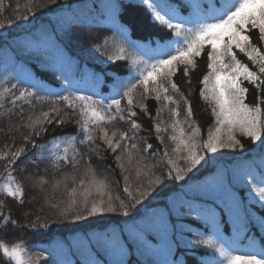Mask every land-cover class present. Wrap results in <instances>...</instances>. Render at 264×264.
Returning a JSON list of instances; mask_svg holds the SVG:
<instances>
[{
	"label": "trees",
	"instance_id": "trees-1",
	"mask_svg": "<svg viewBox=\"0 0 264 264\" xmlns=\"http://www.w3.org/2000/svg\"><path fill=\"white\" fill-rule=\"evenodd\" d=\"M108 1L112 2V8L105 0H55L54 3L33 0V16L27 13L29 0H0V23L5 25L0 28V189L9 182L10 173L13 187L19 184L24 192L22 203L19 197L14 200L0 192L3 201L0 211L11 218H0V242L9 246L21 244L27 249L24 256L30 259V264H117L121 259L124 264H159L164 259L175 264H218L220 257L215 249L196 243L202 239L238 251H259L264 247V228L260 226L264 207L252 191V185L264 176V145L259 142L253 144L237 133L244 144L243 151L204 150V160L187 172L183 181L164 179V183L149 189L148 179L154 176L136 178L138 157L148 165H155L152 168L155 176H167L168 158L177 160L180 167H187L172 151L175 145L169 137L178 134L171 127L174 120H179L178 128H183L186 136L198 129L195 139L200 142L214 131L212 101L200 95L204 89L201 82L211 71L209 49L195 58L196 67L190 68L187 76L181 67L173 77L179 91L169 87L168 95L175 104L166 102L163 95L157 101L155 93L143 94V88L138 87L133 93L132 106L136 116L129 117V105L122 98L123 93L136 77L137 67H142L133 65L132 59L152 62L177 38L154 21L142 0ZM212 2L219 7L221 0ZM156 3L178 22L197 20L195 5L200 4L207 11L209 0H156ZM25 14L29 15L28 20L18 18ZM247 34L252 44L264 52L258 30ZM120 47L125 49L126 59L109 60V55H115ZM233 50L242 63L257 70L243 53ZM59 56L72 63L70 72L61 65ZM242 86L249 89L245 100L249 105L257 103L258 95L264 98V92L258 93L247 81ZM24 90L34 95L17 99ZM63 95L73 100L74 109L60 99ZM80 95L91 96L104 105L113 98L121 99L123 112L117 113L115 107L106 111L124 119L102 125L109 135L117 132L115 139L120 148L116 152L100 139L101 133L94 124H89L93 140L85 139L79 114L82 104L75 99ZM140 103L146 111H141ZM53 105L60 109L59 113L51 111ZM189 105L191 116L187 115ZM172 109L180 115L173 117ZM42 112L50 113L51 123L45 121L35 130L26 127L30 117L43 119ZM132 121L140 126L132 128ZM157 124L167 130L157 133ZM120 133H126L127 138L121 140ZM148 144L152 145L151 149H147ZM19 148L25 151L17 158L14 154ZM125 148L133 153L132 165L127 161ZM165 151L168 158L163 155ZM118 155L122 156L121 161H117ZM89 167L98 180L105 181L113 197L119 195L129 205L133 202L123 192L125 175L129 177L133 196H137L138 188L147 190L149 195L141 204L130 206L127 217L123 216L117 200L113 201L115 213L88 216L79 194L77 205L61 214L68 205L71 189L76 187L78 193L81 191V179L88 187L90 175L86 176L85 172ZM154 211H164L168 230L163 239L159 236L149 239L153 251L145 255L133 232L142 216ZM78 212L87 218L76 220ZM112 241L123 247L122 257ZM0 264H9L2 254Z\"/></svg>",
	"mask_w": 264,
	"mask_h": 264
},
{
	"label": "snow or ice",
	"instance_id": "snow-or-ice-1",
	"mask_svg": "<svg viewBox=\"0 0 264 264\" xmlns=\"http://www.w3.org/2000/svg\"><path fill=\"white\" fill-rule=\"evenodd\" d=\"M32 2L33 0H29L26 9L27 13L34 16L35 12L31 7ZM50 2L54 3L55 0H50ZM142 3L151 12L154 21L171 30L177 39L170 41L166 46V50L162 51L159 58L152 62L136 58L132 59L131 63L133 65H142V67H137L136 77L129 82L126 91L123 93L122 98H126L129 105V117L136 116V112L132 111V106L134 105L133 93L138 87L143 88V94L155 93L157 101L163 95V99L166 102L175 104L176 101L173 100L172 96L168 95L169 87L179 91L173 77L181 67H183L184 75L187 76L189 69L196 67L195 58L201 56L207 48L209 49L207 51L208 68L211 71L201 82L204 85V89L201 90L200 95L206 100L211 99L213 105L212 113L216 118V127L214 131L209 132L206 140L200 142L195 139L199 133L198 129L194 128L191 135L186 136L184 129L178 128L179 120H174L171 127L173 133L178 132V134H173L169 137L175 145L172 151L177 154L178 159L184 161L187 167H180L178 161L168 158L169 153L165 151L163 155L165 158H168L167 163L170 165L166 177L155 176L152 173V168L155 165H148L143 162L142 157H138L136 158V178L139 180L141 175L148 176L149 174L154 176V179H148L149 189L153 185L164 183V179L183 181L185 180V174L191 172L204 160V150L209 153H216L222 148L232 150L239 148L243 151L244 144L237 138V133L248 138L253 144L259 142L261 145H264V98L258 95L257 103L249 105L245 102L249 89L242 86V82L247 81L248 84L253 85L257 89L258 93L264 92V78H262L264 77V52L252 44L251 37L247 34L251 30H258L259 40L264 41V0H221L219 7L212 0H209L207 11H203V6L200 4L195 5L199 17L197 20L180 19L178 22H174L177 18L163 11L156 3V0H142ZM18 18L28 20L29 15L25 14ZM185 24L191 26L185 27ZM3 27L5 25L0 23V28ZM234 48L243 53L257 70H251L248 65L242 63L237 58L236 52L233 50ZM124 53L125 49L120 47L117 49L116 54L109 55L108 59L113 61L126 59ZM226 58L230 59L226 62ZM25 95L33 96L34 93L27 90L21 91L17 99H22ZM60 99L69 108H75L74 102L69 96L63 95ZM75 99L79 100L82 104L79 114L82 118L81 128L86 134L85 139L88 141L93 140V136L89 133V124H94L101 133L100 139L103 140L104 144L112 152H116L120 148L119 141L115 139L117 132L113 131L109 135L108 129L102 125L111 123L117 118L124 119L122 115L117 117L116 115L107 114L106 111L115 107L117 113L123 112L121 99L113 98L111 103L107 105H104L102 101L93 100L91 96L80 95L75 97ZM139 107L141 111H146L143 103H140ZM51 111L59 113L60 109L53 105ZM157 114H159V110ZM171 114L173 117L180 115L176 109H172ZM187 115H192L190 105L187 108ZM41 116L43 119H40V117L32 119L30 117V123L26 127L35 130L37 126L42 125L45 121L51 123L49 112H42ZM59 122L62 123L63 121ZM131 126L132 128H138L140 125L132 121ZM166 130L165 128H161L159 124L155 125L157 133ZM37 134L39 133L37 132ZM119 135L121 140L127 138L126 133H120ZM158 139H161V142H163L161 137H158ZM73 140H75V137H73ZM81 142L83 143L84 141ZM132 147L135 148L136 145H132ZM151 148L152 145L148 144L147 149ZM24 151V148H19L14 155L18 158ZM124 151L128 152L127 161L129 165H132L134 159L133 153L129 152L126 148ZM4 158L7 159V157ZM116 159L117 161H121L122 156L118 155ZM119 166L123 172L125 170L124 164L121 163ZM173 172L175 175H173ZM85 175H90L88 187L84 186L85 181L81 179L79 181L81 191L78 193L76 187L71 189L68 193V205L62 210L61 214H66L77 205L78 201L76 197L79 194L81 197L80 203L87 210L88 216H96L105 212L115 213L117 208L113 201L117 200L119 201V208L123 216L127 217L129 216L130 206L135 207L137 204H141L142 200L149 195L147 190L138 188L137 196H133L129 186V177L125 175L124 181L126 186L123 192L133 202L129 205L119 195L113 197L111 192L107 190L108 186L105 181L98 180L91 167L86 170ZM73 180L75 181V178ZM13 183L14 178L9 173V182L3 185L0 192L14 200L19 197L22 203L24 196L23 189L19 184L13 187ZM249 183H252V181H249ZM252 191L255 193L261 207H264V176L260 178L258 184L252 185ZM105 197H107V200H105ZM90 198L92 199L89 206ZM2 204L3 201H0V205ZM53 207H56V205H53ZM137 215H140L139 209H137ZM0 218L11 220L10 217L4 216L2 211H0ZM86 218L79 212L75 215L76 220ZM11 222L15 223L14 220ZM260 226L264 228V217H262ZM167 230L168 222L164 211L145 213L133 232L134 238L140 241L142 254H151L153 249L152 245L148 242L149 239L156 236L163 239ZM110 243L115 245L118 249V255L122 257L124 255L123 247L116 241ZM196 243L215 249L220 257L218 264H264V247L259 251L255 249L238 251L223 244L217 245L211 239H202ZM26 251L27 249L19 243L9 246L0 242V254L9 261V264H30V259L24 256ZM117 264H124V261L121 259ZM159 264H175V262L164 259Z\"/></svg>",
	"mask_w": 264,
	"mask_h": 264
},
{
	"label": "rangeland",
	"instance_id": "rangeland-1",
	"mask_svg": "<svg viewBox=\"0 0 264 264\" xmlns=\"http://www.w3.org/2000/svg\"><path fill=\"white\" fill-rule=\"evenodd\" d=\"M105 2L106 3H108L109 4V8H112L113 7V4H112V2L111 1H108V0H105ZM57 53V52H56ZM60 59V60H59ZM59 61H60V63H61V65H63L64 67H65V69H66V71L67 72H70L71 71V69H72V63L70 62H68L65 58H63L62 56H59ZM3 66V65H2ZM23 76L25 77V78H27V79H30V76H28L26 73H24L23 74ZM261 161H263V160H261Z\"/></svg>",
	"mask_w": 264,
	"mask_h": 264
}]
</instances>
